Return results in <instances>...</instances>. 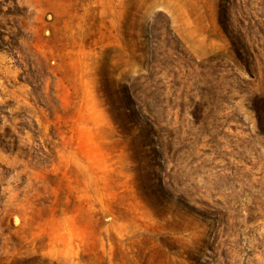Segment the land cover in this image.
<instances>
[{
  "label": "rangeland",
  "instance_id": "rangeland-1",
  "mask_svg": "<svg viewBox=\"0 0 264 264\" xmlns=\"http://www.w3.org/2000/svg\"><path fill=\"white\" fill-rule=\"evenodd\" d=\"M264 0H0V264H264Z\"/></svg>",
  "mask_w": 264,
  "mask_h": 264
},
{
  "label": "trees",
  "instance_id": "trees-1",
  "mask_svg": "<svg viewBox=\"0 0 264 264\" xmlns=\"http://www.w3.org/2000/svg\"><path fill=\"white\" fill-rule=\"evenodd\" d=\"M250 109L253 111V113L256 116L257 119V124L259 129L264 126V102L261 97H258L253 101V103L250 105ZM4 264H33L32 263V258H13L9 263H4Z\"/></svg>",
  "mask_w": 264,
  "mask_h": 264
}]
</instances>
